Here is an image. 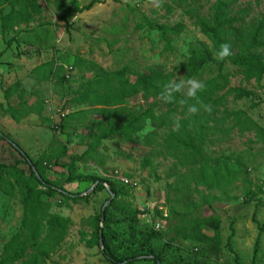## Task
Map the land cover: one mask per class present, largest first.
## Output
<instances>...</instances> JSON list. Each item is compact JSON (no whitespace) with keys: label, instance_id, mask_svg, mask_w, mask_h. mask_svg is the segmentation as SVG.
Wrapping results in <instances>:
<instances>
[{"label":"rangeland","instance_id":"rangeland-1","mask_svg":"<svg viewBox=\"0 0 264 264\" xmlns=\"http://www.w3.org/2000/svg\"><path fill=\"white\" fill-rule=\"evenodd\" d=\"M34 1L40 4L39 12L28 23L8 29L4 37L0 34V39L8 46L12 41L17 44L13 58L18 60L5 63L0 57V65H3L0 102L6 104L3 92L16 81L24 93L21 97L12 95V105L37 100L47 102L39 119H26L22 123L0 113V131L8 134L33 161L42 159L44 172L51 182L71 194L86 196L80 203L57 196L51 204L50 213L69 218L71 224L60 247L42 264H104L93 229L96 214L110 196L107 185L92 193L94 188L90 181L70 182L65 167L71 155H80L86 150L89 131L80 116L74 117L64 131L55 126H59L66 114L86 108L72 98L78 85L100 70L115 72L127 67L133 78L134 74L146 75L151 69H159L172 73L175 79H184L183 67L190 57L189 50L210 47L207 38L193 24V14L205 15L215 0H98L90 10L81 12L73 10L72 0ZM75 1L78 7H83L92 0ZM236 8L248 9V17H245L248 22L264 14V0H239ZM9 10V3L0 0V17ZM177 23L184 24L185 30L171 36V49H166L157 28L161 24ZM38 62H53L61 70H57L52 79L43 81L27 74L26 68ZM70 65L72 80L59 83L57 76ZM45 70L40 67L37 72ZM217 72V65L212 63L196 79L206 81ZM224 72L230 74L229 86L246 89L252 96L227 97L226 108L242 110L247 117L241 120L239 127H233L234 122L227 120L219 124L220 131L209 132L202 147L204 160L194 156L190 164L175 166V161L165 155L161 145L165 130L160 129L148 147L135 146L114 136L103 140L92 158L76 164V171L81 175L113 180L116 170L129 174L137 184L115 199L106 221H100L118 258L140 252L145 254L139 255L135 264H152L147 258L153 255L147 253L153 252L161 258L159 264H264L262 194H257L255 199L250 194L257 193L258 187L264 184V76L258 83L245 81L228 63ZM126 105L136 114L149 107L161 114L166 108L159 98L147 100L140 95L128 99ZM148 126L145 124L144 129ZM150 127L147 134L155 130L151 122ZM144 129L138 133L141 141L147 135L143 134ZM64 145L66 154L56 161L55 155ZM0 159L14 162L18 156L2 143ZM206 159L215 169L217 178L208 184L200 179L198 170ZM145 160L150 163L144 165ZM60 201L63 204L58 205ZM137 206L160 208L162 213L153 217L162 226L157 235L152 236L142 229V226L147 228V224L139 218ZM22 216L19 191L13 197L0 191V258L3 245L21 231ZM208 217L220 219L217 246L212 229L203 225L192 227L194 220ZM229 239L232 252L226 245ZM187 243L193 247L188 248Z\"/></svg>","mask_w":264,"mask_h":264},{"label":"trees","instance_id":"trees-1","mask_svg":"<svg viewBox=\"0 0 264 264\" xmlns=\"http://www.w3.org/2000/svg\"><path fill=\"white\" fill-rule=\"evenodd\" d=\"M6 1L9 3L10 10L0 17V34L3 37L8 29L19 27L22 23H28L33 15L39 12L40 8V4H37V1L33 2V0H31L32 2L27 0ZM95 2L99 1L92 0L88 5L79 8L76 1L73 0V10L77 12L90 10ZM238 2L239 0H215L205 15L193 14V24L207 38L210 47L203 46L189 50L190 57L183 67L184 79L198 77L209 64L215 63L217 65V75L203 81L206 88L198 94L202 104L211 108L210 112L204 107H200L196 114H189L186 106L182 107L178 103H165L166 108L161 114H156L152 107L138 114L131 113L126 105L128 99L140 95L147 100L151 98L161 100L160 92L163 84L175 79L172 73H165L159 69H151L146 75L134 74L133 78L130 77L127 67L115 72L100 70L99 74L78 85L72 99L79 105H85L86 108L66 114L60 119L59 126L55 127L64 131L66 125L72 122L74 117L80 116L83 126L89 131L86 137V150L80 155H71L70 161L65 167L70 182L90 181L92 185L97 182L92 193L104 189L103 184L106 183L108 191L112 192L114 197L103 211L105 221L110 208L115 204L114 200L125 191H130L131 188L116 178H114L115 180L100 179L93 175H81L76 171V164L83 162L86 158H92L103 140L118 136L132 145L148 147L152 145V139L158 136V130L164 129L161 145L165 150V155L175 161V166L190 164L194 156H199L201 160H204L202 147L209 132L220 131L218 129L219 124L227 120L234 122L233 127H239L241 120L247 117L242 110L232 111L226 108L227 97L249 98L252 93L241 87L229 86L230 74L225 73L224 68L228 63L237 69L245 81L254 80L257 83L261 81L264 76V14L246 22L245 17H248V9H237ZM137 27L140 28L141 25ZM157 30L165 48L171 49L172 40L170 37L183 32L185 25L182 23L172 26L161 24ZM224 42L230 44L232 54L225 60H218L215 58V52ZM40 67L46 70L43 73H38V68H36L34 73H37L43 81L52 79L57 70L58 72L61 70V68L54 66L53 62L44 63ZM57 80L59 83L70 81L65 79V72L61 76H57ZM16 93L20 97L24 93L19 81L4 90L3 98L6 104L3 105L0 102L1 114L7 115L14 122L19 123L35 110L38 114L42 111L39 102L33 106H30L28 102L12 105L10 97ZM179 98L178 96L177 99ZM146 121H150L155 126V130L147 134L144 141H141L138 133L143 131ZM2 143L9 146L16 153L18 159L14 162L0 159V191L9 197H13L16 191H19L23 216L21 231L14 234L3 245L0 264H15L19 260L21 261L19 264H42L48 261L50 254L60 247L71 224L69 218L50 213L51 204L55 202L57 196L60 199H70L77 203L85 200L84 197L86 196L71 194L51 182L44 172L43 160L33 161L28 153L15 143L8 134L0 131V144ZM66 151V145L62 146L55 155V160L57 161L59 157L65 155ZM149 163V160L143 162L144 165ZM198 170L200 179L205 183L217 181L215 169L208 165L207 159ZM122 175L132 178L129 174ZM263 189L264 184L262 187H258L257 193L250 192L252 199H255L257 194L263 193ZM109 198L110 196H108V200ZM61 204H63L62 201L58 203V205ZM136 212L140 218L137 207ZM161 213L157 208L154 209L155 216ZM101 215L102 209L95 216L93 233L95 244L99 245V231L102 232L103 244L100 247V254L104 264H135L137 257L145 253L137 252L130 256L118 258L110 246L104 229L100 227ZM199 225L214 231L213 242L217 246L220 219L208 217L202 221L197 219L192 222L193 228ZM142 229L152 236L159 233L148 225L147 228L142 226ZM226 245L227 249L232 252L230 239ZM186 246L188 248L193 247L190 243H187ZM28 249L31 250L29 254H27ZM147 254L153 255L149 258L146 257L152 264L161 262V258L153 252ZM235 260L237 261V256Z\"/></svg>","mask_w":264,"mask_h":264},{"label":"clouds","instance_id":"clouds-1","mask_svg":"<svg viewBox=\"0 0 264 264\" xmlns=\"http://www.w3.org/2000/svg\"><path fill=\"white\" fill-rule=\"evenodd\" d=\"M231 46L227 42L221 43L219 49L215 52V58L218 60H225L231 55ZM206 84L196 78L190 79H173L163 84L160 99L164 103H178L180 106H186L189 114H196L199 112L200 107L205 110L211 111L209 106L203 105L199 98V93L203 92ZM180 97L177 99V97ZM149 126L144 129L143 134L151 131L150 121H146Z\"/></svg>","mask_w":264,"mask_h":264},{"label":"built area","instance_id":"built-area-1","mask_svg":"<svg viewBox=\"0 0 264 264\" xmlns=\"http://www.w3.org/2000/svg\"><path fill=\"white\" fill-rule=\"evenodd\" d=\"M72 66H68L65 69V79L67 80H71L72 79ZM114 177H116V179L120 180L121 182H123L125 185H128L129 187H131L132 189L137 186V184L135 182H133L131 180V178L125 177L122 174H120L118 171H114ZM264 191V189H263ZM262 197H261V204L264 205V192L261 193ZM139 212H140V219L145 222L149 227L153 228L154 230L160 231L162 229V226L159 222H157L156 220L153 219L154 217V209L155 208H149L148 206H137ZM158 210H160V208H157Z\"/></svg>","mask_w":264,"mask_h":264},{"label":"crops","instance_id":"crops-1","mask_svg":"<svg viewBox=\"0 0 264 264\" xmlns=\"http://www.w3.org/2000/svg\"><path fill=\"white\" fill-rule=\"evenodd\" d=\"M73 1V0H72ZM77 5V4H76ZM79 8H81V6H79ZM65 25H66V23H65ZM16 28V27H15ZM14 29V28H13ZM15 46H17V44L14 42V41H12L11 43H10V45L9 46H7V44L5 43V41H3V39L1 40L0 39V57H1V61L2 62H11V61H15V62H18V60L16 59V58H13L14 56H13V49L15 48ZM58 54V52H56V55ZM51 55V54H50ZM55 55V59H57V56ZM49 59H51V58H49ZM47 61H49V60H47ZM45 62H38V63H36L32 68H26L27 69V71H28V73L27 74H33L32 76H36L37 78H39L38 77V74L37 73H34V70L36 69V68H39L40 66L39 65H42V64H44ZM3 65H0V69H2L1 67H2ZM17 94V93H16ZM15 94V95H16ZM34 102V101H33ZM31 103V104H29L30 106H33L35 103H37V102H39V104H41V106H42V110H43V106H44V103L45 102H47V101H44V102H42L41 100H37V101H35L34 103ZM41 112V111H40ZM39 112V114H38V112H37V110H35L33 113H30L25 119H23L22 121H26V119H31V118H38V116H40V113ZM39 119V118H38ZM22 121H21V123H22Z\"/></svg>","mask_w":264,"mask_h":264},{"label":"water","instance_id":"water-1","mask_svg":"<svg viewBox=\"0 0 264 264\" xmlns=\"http://www.w3.org/2000/svg\"><path fill=\"white\" fill-rule=\"evenodd\" d=\"M97 184V182L92 186V188H94V186ZM109 195H110V198L109 200H107V202L104 204L103 208H102V215H101V222L104 220V215H103V211L104 209L106 208V206L111 202V200L113 199L114 197V194L112 192L109 191ZM100 227H102L100 225ZM102 244H103V240H102V232L101 230L99 231V245L100 247H102Z\"/></svg>","mask_w":264,"mask_h":264}]
</instances>
